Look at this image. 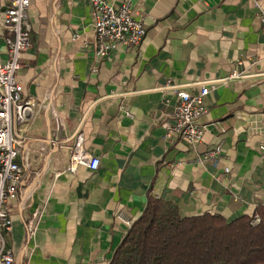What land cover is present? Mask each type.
<instances>
[{
	"label": "crops",
	"instance_id": "obj_1",
	"mask_svg": "<svg viewBox=\"0 0 264 264\" xmlns=\"http://www.w3.org/2000/svg\"><path fill=\"white\" fill-rule=\"evenodd\" d=\"M105 1L129 2L145 19L146 36L135 50L118 46L96 56L91 0H30L32 46L21 53L26 67L16 80L41 112L21 128L27 182L10 203L13 227L5 233L16 264H110L129 231L118 214L135 222L150 197L175 204L182 217L235 220L264 207V27L253 1ZM6 39L14 33L0 13L2 64L9 59ZM236 70L246 77L205 98L201 142H167L177 103L168 83L196 95L202 83ZM78 131L87 153L100 160L95 171L81 166L70 173L69 149L48 141ZM218 147L216 165L197 162ZM33 213L40 217L30 238Z\"/></svg>",
	"mask_w": 264,
	"mask_h": 264
},
{
	"label": "built area",
	"instance_id": "obj_2",
	"mask_svg": "<svg viewBox=\"0 0 264 264\" xmlns=\"http://www.w3.org/2000/svg\"><path fill=\"white\" fill-rule=\"evenodd\" d=\"M252 1L257 9L258 20L264 27V11L258 0ZM91 5L97 57L106 58L118 46L127 50H135L140 46L146 36V22L143 17L137 18L134 15L129 2L114 6L105 0H91ZM29 8L30 0H11L10 6H0V13L4 15V27L14 33V39H6L9 59L4 64L0 63V264H16L14 253L7 246L5 233L10 232L13 227L10 203L18 198L21 188L27 182L28 166L20 162L27 138L21 128L33 122L41 112L34 100L22 97L21 87L16 80V73L26 67L21 61V53L32 46ZM241 64L239 61L238 65ZM245 77L243 71L236 70L226 78L202 83L200 92L196 95L169 82L165 90L176 93L177 103L172 112L175 123L166 127L165 140L174 143L182 139L193 147L197 146L208 131V125L201 123L208 112L206 96L220 84ZM126 115L132 116L130 113ZM48 141L66 145L69 149L70 162L67 170L70 173L75 174L81 166L93 171L99 168L100 160L90 156L85 150V135L82 131L76 132L66 141L58 138H50ZM220 153L218 147L198 156L197 162H212L216 165ZM39 217L38 213H33L26 222V231L30 238L37 233ZM118 219L129 229L134 223L124 213L118 214ZM260 222L261 219L257 216L253 225Z\"/></svg>",
	"mask_w": 264,
	"mask_h": 264
},
{
	"label": "trees",
	"instance_id": "obj_3",
	"mask_svg": "<svg viewBox=\"0 0 264 264\" xmlns=\"http://www.w3.org/2000/svg\"><path fill=\"white\" fill-rule=\"evenodd\" d=\"M110 264H264V207L235 220L182 217L175 204L150 197Z\"/></svg>",
	"mask_w": 264,
	"mask_h": 264
}]
</instances>
